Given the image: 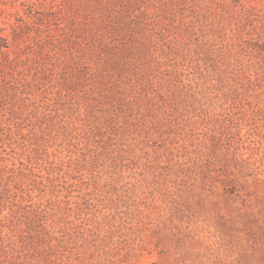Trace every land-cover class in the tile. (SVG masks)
I'll list each match as a JSON object with an SVG mask.
<instances>
[{"label": "rangeland", "instance_id": "1", "mask_svg": "<svg viewBox=\"0 0 264 264\" xmlns=\"http://www.w3.org/2000/svg\"><path fill=\"white\" fill-rule=\"evenodd\" d=\"M0 264H264V0H0Z\"/></svg>", "mask_w": 264, "mask_h": 264}]
</instances>
